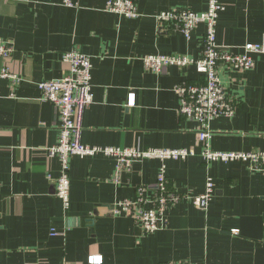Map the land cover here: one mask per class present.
<instances>
[{
	"label": "crops",
	"instance_id": "obj_1",
	"mask_svg": "<svg viewBox=\"0 0 264 264\" xmlns=\"http://www.w3.org/2000/svg\"><path fill=\"white\" fill-rule=\"evenodd\" d=\"M109 0H3L0 39L14 51L0 57L5 68L24 76L14 89L0 79V264H264V172L241 162L207 164L200 126L179 115L175 88L202 83L194 67L147 70L148 55H201L206 26L186 39L160 30L157 15L178 8L205 12L208 0H134L140 17L105 10ZM224 6L216 43L233 54L247 44L264 43V0H219ZM80 49L92 59L94 103L83 120L85 145L102 148L193 151L180 160L136 162L121 183L113 181L116 162L105 155L71 159L70 206L55 196L61 174L49 149L59 138L56 108L41 99L38 84L62 79V55ZM255 67L219 75L232 117L210 124L214 152H264V54ZM134 100V102H132ZM170 188L183 199L166 211L165 228L146 234L120 201L144 192L150 206L161 168ZM210 175L216 193L207 210L191 200L204 194ZM238 231V234H235Z\"/></svg>",
	"mask_w": 264,
	"mask_h": 264
},
{
	"label": "built area",
	"instance_id": "obj_2",
	"mask_svg": "<svg viewBox=\"0 0 264 264\" xmlns=\"http://www.w3.org/2000/svg\"><path fill=\"white\" fill-rule=\"evenodd\" d=\"M3 0H0V3ZM77 0H63V5L74 8ZM225 6L219 0H208L205 12H194L187 8H178L157 15L160 30L174 31L191 39L193 32L201 25L206 26L201 55L193 59L186 55H148L143 58L147 70L160 74L171 66L178 68L194 67L203 76L202 83L182 81L175 88L180 98L178 113L180 116L196 122L200 126L199 140L204 146L202 157L207 164L213 162L247 164L252 170L264 172V152L237 153L214 152L211 150L210 124L221 117H232L235 106L230 101L219 75V68L226 66L234 71L244 72L255 67L253 54H264L263 44H247L244 53L233 54L229 50L219 48L216 43L217 26L220 14ZM105 10L127 18H139L138 3L134 0H109ZM14 51L13 46L0 39V57L6 58ZM62 62L68 66L67 74L60 80L43 81L38 84L41 99L51 103L57 110L59 118V138L49 149L52 158H58L61 164V174L56 180L55 196L67 209L70 206V170L71 159L75 156L94 157L105 155L115 159L116 166L113 181L121 183L122 175L130 172L136 162L145 159L161 158L170 160L185 159L195 155L193 151L173 150H143L140 148H102L91 147L83 143V120L86 110L94 103L92 86V59L80 49L65 52ZM0 79L10 82L16 89L23 82L24 76L5 68L0 72ZM134 102V100L132 101ZM216 193L213 178L208 174L206 190L203 195L191 200L196 206L207 210ZM183 199L169 186L166 167L161 168L155 186V194L151 205L140 191L135 200H123L113 208L115 215L126 214L146 233L165 228V214L170 206ZM235 231V234H238ZM87 264H104L103 256H90ZM161 264H183L180 262H165Z\"/></svg>",
	"mask_w": 264,
	"mask_h": 264
}]
</instances>
